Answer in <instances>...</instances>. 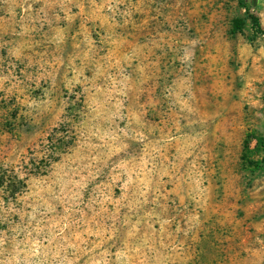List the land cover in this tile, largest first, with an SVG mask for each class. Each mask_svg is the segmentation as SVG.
<instances>
[{
  "label": "rangeland",
  "instance_id": "374dc122",
  "mask_svg": "<svg viewBox=\"0 0 264 264\" xmlns=\"http://www.w3.org/2000/svg\"><path fill=\"white\" fill-rule=\"evenodd\" d=\"M244 16L0 0V264H264V34L232 32Z\"/></svg>",
  "mask_w": 264,
  "mask_h": 264
},
{
  "label": "trees",
  "instance_id": "16d2710c",
  "mask_svg": "<svg viewBox=\"0 0 264 264\" xmlns=\"http://www.w3.org/2000/svg\"><path fill=\"white\" fill-rule=\"evenodd\" d=\"M239 5H241L245 9V16L244 17H237L233 19L232 23V32H235L242 28L243 22L246 18L249 19L250 23L254 26L257 32L264 34V29L262 28L258 17L250 12L249 6L244 0H238Z\"/></svg>",
  "mask_w": 264,
  "mask_h": 264
}]
</instances>
